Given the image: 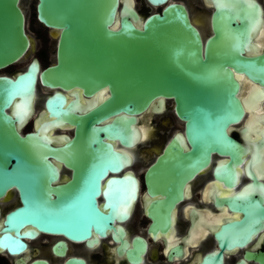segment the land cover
Wrapping results in <instances>:
<instances>
[{"label": "water", "instance_id": "obj_1", "mask_svg": "<svg viewBox=\"0 0 264 264\" xmlns=\"http://www.w3.org/2000/svg\"><path fill=\"white\" fill-rule=\"evenodd\" d=\"M146 1L161 8L142 14L135 0H36L37 20L55 39V57L41 66L32 56L15 73L0 72V197L14 189L19 195V204L0 213V252L18 254L26 248L23 237L39 233L91 246L111 232L118 250L139 261L146 239L135 235L130 242L115 224L129 216L139 194L137 176L124 168L136 160L142 126L148 128L141 117L163 111L168 99L183 123L152 149L144 171L153 237L172 227L176 204L214 154L223 156L213 165L216 179L232 184L238 177L248 151L231 133L244 115L238 73L264 84V50L245 53L260 3L206 0L213 5L206 34L183 1ZM35 45L23 0H0V69ZM39 84L50 93L36 112ZM34 113V128L22 132ZM66 124L72 133L54 132ZM59 163L70 175H61ZM226 200L243 214L221 226L215 233L220 249L198 264H222L224 247L245 243L264 224L263 196L247 191ZM64 247L61 240L54 245L60 254ZM172 253L180 255L181 247H171L168 258ZM246 254L264 264V250ZM64 264L87 263L71 255Z\"/></svg>", "mask_w": 264, "mask_h": 264}, {"label": "flooded vegetation", "instance_id": "obj_2", "mask_svg": "<svg viewBox=\"0 0 264 264\" xmlns=\"http://www.w3.org/2000/svg\"><path fill=\"white\" fill-rule=\"evenodd\" d=\"M180 1L186 4L192 20L197 21V17H202L203 20L207 19L205 21V31L203 25L200 24L198 27L206 34L210 33L211 29L207 15L212 11L213 5L207 3L206 0ZM257 1L262 9L261 19L251 33L252 43L245 50L247 54H260L264 50V4L262 0ZM40 25L42 24L40 23ZM35 57L41 66L50 63L43 65L40 55H35ZM238 79L240 85L238 95L244 106V115L239 122L232 125L231 133L244 143L248 150L244 161L237 166L238 177L232 184L216 179L212 172L213 165L220 159L222 160L223 156L214 154L211 166L202 170L191 180L187 194L176 204L172 227L164 233L158 231L156 238L148 230L151 218L147 214L146 204L151 197L146 192L143 177L149 164L145 159L152 153V149H149L150 145L148 146L149 143L147 142L154 137L149 139L147 135L144 138L146 140L144 145V139L138 142V145H141H139V149L136 147V154L137 158L140 156L144 159L142 162L145 164L143 172L140 173L139 170L133 168L136 160L124 168V170L131 169L138 178V198L129 216L122 221L116 220L115 224L123 226L125 237L130 242L135 235L146 239L147 247L144 253L141 254L139 261H131L126 256L124 249L118 250L119 241L112 238L111 232L105 237H99V240L91 246L84 241H74L64 235L39 233L33 238L23 237L26 248L18 254L11 255L0 252V264H28L35 258H44L49 264H64L65 259L71 255L84 258L87 264H198L206 253L218 251L220 247L215 233L220 230L222 225L239 220L243 214L240 209L231 208L226 199L247 191L264 197L263 189L257 185V182L264 184V84L250 79L244 72L238 73ZM41 87L39 84V88ZM42 88L46 94L50 93L46 88ZM170 100L168 99L167 103ZM40 109L41 107L36 112ZM35 113L23 125L22 132L34 128L36 123ZM251 117L255 118V126L249 130L248 124ZM141 121L147 124L149 135L155 133L160 135L161 138L165 137L176 125L181 123L182 127L183 123L174 112L170 111L168 113L167 106L161 112L143 115ZM28 123H30V126L24 128ZM59 127H56L54 132L72 133L73 127L71 125L66 124L62 128ZM180 128L174 129L169 134ZM161 138L155 140L156 144H159ZM256 154L258 156H255ZM249 158L251 162L248 163ZM59 168L61 175H70V169L62 163H59ZM17 204H19V195L17 190L14 189L11 194L0 197V213L4 216L8 210ZM60 240L65 243L63 254L57 253L54 248V245ZM175 245L181 247L180 255L172 253L173 257L168 258L169 249ZM259 250H264V224L252 232L245 243L241 245L235 243L231 247H224L222 249V264H259L257 259L246 254V251L255 252Z\"/></svg>", "mask_w": 264, "mask_h": 264}, {"label": "rangeland", "instance_id": "obj_3", "mask_svg": "<svg viewBox=\"0 0 264 264\" xmlns=\"http://www.w3.org/2000/svg\"><path fill=\"white\" fill-rule=\"evenodd\" d=\"M135 1H136V6L139 8L142 14H146L151 10H159L161 8V6H157V7L150 6L146 0H135ZM35 3H36V0H23L25 12H26V30L36 40V45H35L34 50L31 51L26 56V58H24L23 60L15 62L5 68L0 69V72L15 73L18 69L25 67V65L30 60V58L35 55H40L43 65L49 62H52L54 60L55 39L49 35L48 28L40 25V23L38 22L37 17H36ZM197 19L199 20L201 24H203L202 17H197ZM205 29H206V26L203 25V30L205 31ZM44 91L45 90L42 87L39 88V93H38V98H37V103H36L37 109L42 107V100L46 94V92ZM167 109H168V113H170V111L173 112L171 100L167 103ZM29 126H30V123H28L24 128L29 127ZM180 127H181V123L180 125H176L171 131H173L174 129L180 128ZM169 133L163 138H161L160 135H157L155 133L151 135L148 134L147 138L150 139L154 137L151 141L147 142L149 143L148 146L150 145L149 149H154L155 146H157V148H160L162 144L164 143V141L169 136ZM160 138L161 140L159 144H156L155 140L156 139L159 140ZM144 141L145 142H143V145L146 144V140ZM139 145L137 146L138 149L140 148ZM154 154H155L154 152L150 153V155L145 159V161L149 162L153 158ZM143 160L144 159H142V157L138 156V158H136L135 163L133 164V168H135L137 171L139 170L140 173L143 172L144 165H145L144 163H142Z\"/></svg>", "mask_w": 264, "mask_h": 264}, {"label": "bare ground", "instance_id": "obj_4", "mask_svg": "<svg viewBox=\"0 0 264 264\" xmlns=\"http://www.w3.org/2000/svg\"><path fill=\"white\" fill-rule=\"evenodd\" d=\"M258 34H259V32H258ZM261 40V39H260ZM263 44V43H262ZM260 46V45H259ZM248 93V92H247ZM247 107H248V104H247ZM251 116V115H250ZM254 121H255V118L254 117H251L250 119H249V124H248V128H249V130H251V129H253V127L255 126V123H254ZM62 126H65V125H62ZM62 126H60L59 128H62ZM56 128V127H55ZM55 128H53V129H55ZM148 128H146L145 127V125H143L142 126V130H141V139L143 140L147 135H148ZM257 139V138H256ZM145 140V139H144ZM262 165V164H261ZM264 165V164H263ZM216 183V182H215ZM137 201V200H136ZM136 201L135 202H133V205H132V208L134 207V205H135V203H136ZM228 217V216H227ZM209 231V230H208ZM199 232V231H198ZM206 233V232H205ZM204 234V233H203ZM202 234V235H203ZM173 238H175V237H173ZM196 238V237H195ZM194 240H196V239H194ZM192 244V243H191ZM187 246V245H186ZM192 246V245H191ZM187 251H188V249H187Z\"/></svg>", "mask_w": 264, "mask_h": 264}]
</instances>
